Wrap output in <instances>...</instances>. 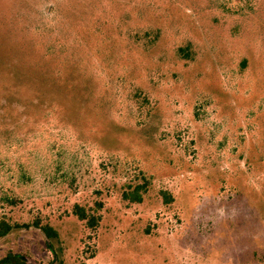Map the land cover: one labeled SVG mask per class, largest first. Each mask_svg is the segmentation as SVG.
<instances>
[{"label": "rangeland", "instance_id": "obj_1", "mask_svg": "<svg viewBox=\"0 0 264 264\" xmlns=\"http://www.w3.org/2000/svg\"><path fill=\"white\" fill-rule=\"evenodd\" d=\"M0 220L28 264H264V0H0Z\"/></svg>", "mask_w": 264, "mask_h": 264}, {"label": "trees", "instance_id": "obj_2", "mask_svg": "<svg viewBox=\"0 0 264 264\" xmlns=\"http://www.w3.org/2000/svg\"><path fill=\"white\" fill-rule=\"evenodd\" d=\"M145 183L136 184L133 188L123 193V199L131 203H140L142 201V196L144 194ZM74 215L80 220L85 221L88 228H94L97 225L98 217L90 216L86 211L75 205L73 208ZM15 226L10 225L9 223L0 220V238L6 236ZM35 227L40 229L45 238L47 239V246L50 251L55 253V250L52 245V241L57 239V232L49 225L40 226L35 224ZM0 264H28L26 257L19 253L8 252L0 258Z\"/></svg>", "mask_w": 264, "mask_h": 264}]
</instances>
